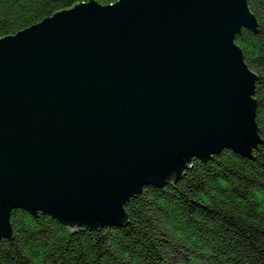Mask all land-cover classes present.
I'll return each mask as SVG.
<instances>
[{
	"label": "water",
	"instance_id": "water-1",
	"mask_svg": "<svg viewBox=\"0 0 264 264\" xmlns=\"http://www.w3.org/2000/svg\"><path fill=\"white\" fill-rule=\"evenodd\" d=\"M244 28L258 32L248 0H91L0 38V244L14 211L124 227L129 200L194 159L252 158Z\"/></svg>",
	"mask_w": 264,
	"mask_h": 264
},
{
	"label": "trees",
	"instance_id": "trees-1",
	"mask_svg": "<svg viewBox=\"0 0 264 264\" xmlns=\"http://www.w3.org/2000/svg\"><path fill=\"white\" fill-rule=\"evenodd\" d=\"M90 0H0V38ZM110 5L118 0H96ZM258 32L236 44L258 75L256 121L262 143L252 159L225 150L175 184L150 187L125 206L129 224L71 231L21 210L0 264H264V0H248Z\"/></svg>",
	"mask_w": 264,
	"mask_h": 264
},
{
	"label": "rangeland",
	"instance_id": "rangeland-1",
	"mask_svg": "<svg viewBox=\"0 0 264 264\" xmlns=\"http://www.w3.org/2000/svg\"><path fill=\"white\" fill-rule=\"evenodd\" d=\"M91 1V0H90ZM96 1V0H95ZM89 2V1H88ZM88 2H86V3H88ZM99 3V2H98ZM116 3V2H115ZM115 3H113V4H110V6H112V5H114ZM81 4V3H80ZM100 4V3H99ZM100 5H102V4H100ZM75 6V5H74ZM102 6H109V5H102ZM72 8V7H71ZM250 8V7H249ZM65 10H67V9H65ZM58 12H60V11H58ZM57 13V12H56ZM55 14V13H54ZM53 14V15H54ZM52 15V16H53ZM51 16H49V17H47V18H50ZM47 18H45V19H47ZM45 19H43L42 21H40L39 23H37V24H40V23H42ZM257 19V18H256ZM258 22V21H257ZM37 24H34V25H37ZM34 25H31V26H29V27H27V28H30V27H32V26H34ZM258 25H259V23H258ZM27 28H25V29H27ZM25 29H23V30H25ZM22 31V30H21ZM237 38V37H236ZM237 45V44H236ZM237 46H239V45H237ZM242 50V49H241ZM243 51V50H242ZM243 54H244V52H243ZM244 60H245V63H246V65L248 66V64H247V62H246V59H245V55H244ZM249 67V66H248ZM249 69L251 70V71H253L250 67H249ZM254 73H256L255 71H253ZM258 81V80H257ZM257 83V82H256ZM256 87H257V85H256ZM256 94V93H255ZM254 99H256L255 98V95H254V97H253ZM256 123H257V121H256ZM258 126V125H257ZM258 148V147H257ZM255 153V151L253 152V154ZM238 155V154H237ZM242 157V156H241ZM156 188H158V187H156ZM159 188H162V187H159ZM139 196V195H138ZM135 198V197H134ZM133 199V198H132ZM128 203V202H127ZM21 211H24V210H21ZM26 212V211H25ZM13 213V212H12ZM12 213H11V217H12ZM39 215V214H38ZM38 215L37 216H35V217H38ZM50 218H52V217H50ZM53 219V218H52ZM54 220H56V219H54ZM56 221H58V220H56ZM58 222H60V221H58ZM62 224V223H61ZM63 225V224H62ZM65 226V225H64ZM65 227H67V226H65ZM68 228V227H67ZM12 229H13V226H12ZM71 231H73L71 228H69ZM84 229H86V230H88L87 228H83V230ZM79 230V229H78ZM74 231H77V230H74ZM93 231V230H92ZM15 238V233H14V229H13V239ZM13 239H10V240H13ZM3 241V240H2ZM1 241V242H2Z\"/></svg>",
	"mask_w": 264,
	"mask_h": 264
},
{
	"label": "bare ground",
	"instance_id": "bare-ground-1",
	"mask_svg": "<svg viewBox=\"0 0 264 264\" xmlns=\"http://www.w3.org/2000/svg\"><path fill=\"white\" fill-rule=\"evenodd\" d=\"M81 4H82V3H81ZM61 11H63V10H61ZM254 16H255V15H254ZM258 26H259V25H258ZM244 29H245V28H244ZM258 29H259V28H258ZM246 30H247V29H246ZM242 31H243V29L241 30V32H242ZM258 31H259V30H258ZM241 32H240V33H241ZM251 32H252V31H251ZM253 33H254V32H253ZM261 139H262V138H261ZM222 152H224V151H222ZM222 152H221V153H222ZM215 156H218V155H215ZM253 157H254V154H253ZM253 157H252V158H253ZM212 158H213V157H212ZM243 158H244V157H243ZM252 158H245V159H252ZM195 160H198V159H194V162H195ZM200 161H201V160H200ZM164 187H166V186H164ZM149 188H150V187H145L144 190H143V192H144V191H148ZM143 192H142V193H143ZM142 193H141V194H142ZM141 194H140V195H141ZM125 206H126V205H125ZM27 213H28V212H27ZM29 214H30V213H29ZM30 215H31V214H30ZM39 215H40V214H39ZM46 216H47V215H46ZM33 217H35V216H33ZM72 230L74 231V230H78V229H72ZM79 230H83V229H79ZM90 231H91V230H90ZM8 240H9V239H8Z\"/></svg>",
	"mask_w": 264,
	"mask_h": 264
}]
</instances>
